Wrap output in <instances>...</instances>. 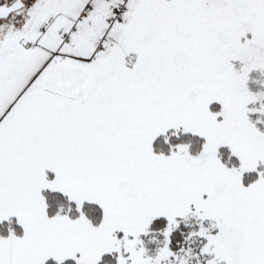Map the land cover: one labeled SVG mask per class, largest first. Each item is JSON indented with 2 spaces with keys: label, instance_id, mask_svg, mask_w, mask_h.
<instances>
[{
  "label": "snow or ice",
  "instance_id": "6c2138e0",
  "mask_svg": "<svg viewBox=\"0 0 264 264\" xmlns=\"http://www.w3.org/2000/svg\"><path fill=\"white\" fill-rule=\"evenodd\" d=\"M0 264H264V0H0Z\"/></svg>",
  "mask_w": 264,
  "mask_h": 264
}]
</instances>
